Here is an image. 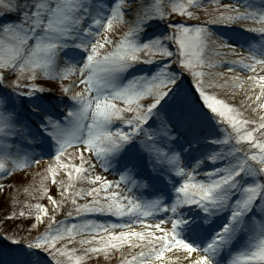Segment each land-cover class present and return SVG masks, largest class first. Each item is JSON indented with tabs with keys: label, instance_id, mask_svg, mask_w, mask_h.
I'll return each instance as SVG.
<instances>
[{
	"label": "snow or ice",
	"instance_id": "snow-or-ice-1",
	"mask_svg": "<svg viewBox=\"0 0 264 264\" xmlns=\"http://www.w3.org/2000/svg\"><path fill=\"white\" fill-rule=\"evenodd\" d=\"M204 4L128 0L125 7L123 0H0V179L52 156L54 183L57 168L70 180L74 168L82 180L99 185L75 193L92 200L78 204L73 198L74 213L68 211L64 221L36 204L33 222L23 210L9 213L10 200L16 202L9 185L0 183L5 209L0 237L23 244L21 251L32 257L8 264H84L90 254L107 255L124 245L138 251L122 253L121 264H169L168 253H178L179 264H264V116L248 118L210 94L206 89L216 86L209 78L213 74L202 70L210 46L218 49L216 56L239 55L208 66L244 72L246 92L253 93L248 99L254 96L264 109V0H215L214 14L205 8L208 18L201 21L193 9ZM118 23L129 27L113 40L108 33ZM217 26L244 29L238 34L248 54L238 53L236 40L225 39ZM106 45L110 50L101 52ZM130 69H139L138 74L129 78ZM45 77L61 83L42 82ZM77 87L81 90L74 91ZM57 90L60 99L46 95ZM145 97L150 101L145 103ZM201 141L207 150L186 162L185 154ZM73 148L79 150V165L63 162ZM114 165L123 169L117 180L93 175L97 167L108 173ZM167 170L179 178L178 184L169 181L171 200L136 195L133 173H155L157 179ZM59 183L63 189L64 182ZM49 200L55 213L61 202ZM44 217L49 220L44 232L31 239L16 235L39 232ZM95 217L106 219L97 222ZM68 218L79 223L68 226ZM134 225L144 230L135 231ZM85 231L93 234L80 245L98 241L100 246L82 252L67 244L57 247ZM241 236L244 242L234 251L233 242Z\"/></svg>",
	"mask_w": 264,
	"mask_h": 264
},
{
	"label": "rangeland",
	"instance_id": "rangeland-1",
	"mask_svg": "<svg viewBox=\"0 0 264 264\" xmlns=\"http://www.w3.org/2000/svg\"><path fill=\"white\" fill-rule=\"evenodd\" d=\"M116 2H121V0H116ZM149 3H155L156 0H148ZM161 3L167 5L168 0H160ZM186 2V0H185ZM225 2H228V0H225ZM124 6H128V0H123ZM215 0H205V4L199 8V9H193L194 12H196L197 16H199L200 20L203 21L208 18V16L205 13V8H207L208 12H211L214 14L215 12ZM176 18L180 19H187V17H179V14H175ZM197 21L192 20L190 23H196ZM245 25L248 27L253 26L251 22H245ZM129 27V23H118L115 25L114 29L108 33L110 38L113 40H118L120 36L123 34V32L127 31ZM219 30V34L224 35L225 39H235L237 42L236 48L238 53L242 55H247V46H240V43L242 42V38L239 36L238 33H243L244 29H238V32H232L230 30L224 29L222 26H217ZM218 35V34H217ZM215 39V37H213ZM232 39H230L229 42H232ZM111 45H106L104 49H101V52H104L106 50H110ZM218 49L215 48V46H210L209 50L204 54L206 64L204 68L202 69L206 73H212L213 75L209 78L213 79L216 86L206 89L210 94H214L217 96V98L224 99L226 102L233 104L234 106L240 108L242 111L245 112V115L248 118L256 119L259 121V118L261 116H264V109L260 108L257 104L254 103V96L253 100H249L248 97L252 96V92H246L248 89L247 83H244V76L245 73L239 71L238 69L230 73L228 71L227 65L217 66V67H209L208 62H220L225 60H233V59H239L240 56H216L215 51ZM61 68H64L65 65L61 63ZM150 67V66H146ZM139 69L129 70V73L127 74L130 78L131 75L135 74L136 71ZM222 73L223 75H218ZM138 74V73H136ZM238 75L240 77V81H234L233 77ZM77 77H72V79H76ZM190 75L188 81L185 83V87L188 86V83H190ZM47 81L50 84L58 85L61 82L60 81H48V78H42V82ZM71 81H64L63 83L68 84ZM240 83H244V87H240ZM81 88L77 87L74 89V91H80ZM61 93L57 90L54 92L46 93L48 96L56 97L57 99H60L58 95ZM255 94H259V89H255ZM150 97H145V103L150 101ZM64 100H68L67 97H64ZM249 104L252 105V107H255L256 111H251V108H249ZM60 111H63L61 108ZM184 147H187V145H184ZM180 149L178 148L177 151ZM206 147L201 141L200 143H194L193 147L189 150V153L185 154L187 156L186 162L191 161L193 158H199L203 151H206ZM71 157V159H69ZM85 157L87 159L88 154L85 153ZM63 162L65 164H73V165H79V150L78 149H69L68 153L63 158ZM56 164V161L54 157L52 156H45L43 158H39V163H33L31 166L18 169L15 174L11 177H4L0 179V183H6L9 185L8 194L11 198L14 199L16 202L13 204L12 200H10V206H9V213L11 210H15L17 212H20L23 210L25 212V217L33 222H35V215L37 214L35 211V205L36 204H42L48 209V215H55L56 219L58 221H64L67 218L68 211L72 210L74 213V208L71 204V200L75 198L77 200L78 204H84L89 203L92 200V197L88 196H76L75 193L81 191V190H88L92 187H98L99 185L91 184L89 181L82 180L80 178L81 174H77L75 172V169H72L73 177L70 180L67 172L63 168H57L56 173V183L53 182L52 173L50 171V166H54ZM87 167V165H85ZM162 168L166 169V165H162ZM123 171L122 168H120L118 165H114L112 172L106 173L102 168L97 167L93 173V175H104L108 180H117L119 179L118 172ZM147 171H151L150 167L147 169ZM134 179L137 181L134 191L137 196H139L142 199H154L163 196L166 200H171L172 195H170V191L168 189V185L171 184L169 181L175 180V183L178 182V177H174L170 170H167L161 177L157 179H153L152 177H155L156 174L153 173L152 177L147 175H138L136 173L132 174ZM60 181L64 182V188L61 189L60 187ZM42 182H43V188L48 189L47 195L43 194V188H42ZM71 184V186H69ZM144 185L141 187V185ZM131 187V185H130ZM101 196H103V193H101ZM49 197H52L56 199L58 202H61V206L59 210L55 211L53 213V205L51 204ZM31 206V209L29 208ZM5 211L2 204H0V215L3 214ZM29 211H31V215L29 216ZM221 216H224L223 213L220 214ZM97 222H104L105 217H95ZM217 218H213V221H210V224H213L216 222ZM113 222H117L116 218H112ZM155 221H148V223H154ZM189 222H191V217H189ZM226 222V219L225 221ZM49 220L47 217L43 218L42 223L39 225V232L36 230H31L29 232H23V231H16L17 236L23 235L26 239H31L32 237L38 235L39 233H42L45 231V229L48 227ZM72 223H79L78 220L68 218L67 224L70 226ZM223 223L216 224V227L213 230H218L219 227H222ZM205 227H209V225H205ZM3 228V225H0V229ZM21 228H23V225H21ZM135 231H143L144 229L139 225H134ZM91 233L90 231H85L82 235H77L72 243H68L67 240L60 241L57 243V247L63 246L64 244H67L68 247H75L79 249L81 252L83 251L84 247L89 246H100L98 241L94 242L92 245H80L79 241L81 239H91ZM105 237H107L106 233H103ZM135 239V238H134ZM0 264H8L12 259H20L24 260L26 258H32V257H26L24 252L21 250H24V245H12L10 241H7L0 237ZM239 244L235 250H239L241 245L244 242L243 236H241L239 239H237ZM235 242V241H234ZM233 242V243H234ZM233 247H236L233 245ZM27 252H34L37 250H25ZM130 251H138V249L133 250L130 249L128 245H124L119 249H112L109 250L107 255L105 253L101 252L99 254H90V258L84 261V264H121V260L123 259V255H127ZM123 253V255H122ZM173 253H176V250H173ZM79 254V252L77 253ZM178 254V253H176ZM176 254L168 253L166 254L167 257L172 259L170 264H179L177 262H174V256ZM40 256L43 254L40 253Z\"/></svg>",
	"mask_w": 264,
	"mask_h": 264
},
{
	"label": "bare ground",
	"instance_id": "bare-ground-1",
	"mask_svg": "<svg viewBox=\"0 0 264 264\" xmlns=\"http://www.w3.org/2000/svg\"><path fill=\"white\" fill-rule=\"evenodd\" d=\"M176 255H178V254H176ZM176 255L174 256V262H177V263H179V261L176 259ZM169 264L171 263V261H172V259L170 258V255H169Z\"/></svg>",
	"mask_w": 264,
	"mask_h": 264
}]
</instances>
